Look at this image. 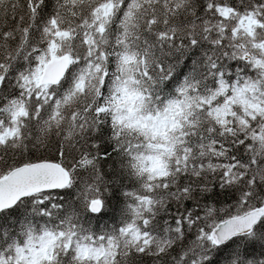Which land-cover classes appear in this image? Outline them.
Masks as SVG:
<instances>
[{"label": "snow or ice", "instance_id": "obj_1", "mask_svg": "<svg viewBox=\"0 0 264 264\" xmlns=\"http://www.w3.org/2000/svg\"><path fill=\"white\" fill-rule=\"evenodd\" d=\"M0 264H264V0H0Z\"/></svg>", "mask_w": 264, "mask_h": 264}]
</instances>
